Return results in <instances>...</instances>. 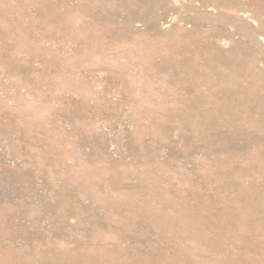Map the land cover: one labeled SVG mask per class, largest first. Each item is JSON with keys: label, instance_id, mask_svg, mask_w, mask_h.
<instances>
[{"label": "rangeland", "instance_id": "374dc122", "mask_svg": "<svg viewBox=\"0 0 264 264\" xmlns=\"http://www.w3.org/2000/svg\"><path fill=\"white\" fill-rule=\"evenodd\" d=\"M0 264H264V0H0Z\"/></svg>", "mask_w": 264, "mask_h": 264}]
</instances>
